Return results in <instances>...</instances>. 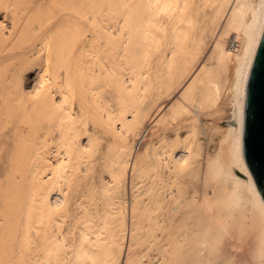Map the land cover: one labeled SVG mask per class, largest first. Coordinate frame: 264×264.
Listing matches in <instances>:
<instances>
[{
	"label": "bare ground",
	"instance_id": "bare-ground-1",
	"mask_svg": "<svg viewBox=\"0 0 264 264\" xmlns=\"http://www.w3.org/2000/svg\"><path fill=\"white\" fill-rule=\"evenodd\" d=\"M207 5L212 15L196 28ZM0 16L11 26L5 34L0 22V264H264V202L241 149L264 0H0ZM208 40L215 64L194 67ZM153 51L157 68L176 69L159 86L178 89L173 111L185 103L198 116L227 92L232 119L214 156L192 149L191 125L185 137L146 146L128 173L124 133L136 136L154 111L143 106L128 124L124 111L144 98ZM113 115L125 131L109 127ZM97 119L123 147L101 169L86 130Z\"/></svg>",
	"mask_w": 264,
	"mask_h": 264
},
{
	"label": "rangeland",
	"instance_id": "rangeland-1",
	"mask_svg": "<svg viewBox=\"0 0 264 264\" xmlns=\"http://www.w3.org/2000/svg\"><path fill=\"white\" fill-rule=\"evenodd\" d=\"M204 2H199L200 4ZM206 2V1H205ZM197 7L195 6V9ZM212 15L211 8L207 5L206 7L197 8V14H196V23L195 27L197 28L198 25L203 22L204 20H209ZM223 19V18H222ZM0 22L4 25V33L7 34V32L10 29V21L9 19H2V16H0ZM194 27V29H195ZM197 30V29H196ZM230 41V40H228ZM235 42V40H234ZM236 43H233V45ZM212 46V40H208L207 46L204 48L203 53L198 57V61H195L194 67L199 65L201 61H205L206 65H214L213 60H206V58L209 56L210 50ZM231 50L237 48H231ZM158 53L154 52L148 57V61L151 62V70L147 72L146 76L151 75L153 77L151 78V81H149V87L142 91L144 94V98L142 97L140 101L134 105V107H126L124 111V122L126 124L132 122L133 116L136 112L140 111L141 108L144 106L152 105L150 108V114L152 111H154L153 115L147 120L149 113L147 114V117L145 116V129H142L136 136H131V130L124 133L125 142L127 146H132V157L128 162L127 165V171L130 173V171L133 168L134 163L137 160V157H141L143 154L145 147L148 145H154L157 146V141L160 137H163L166 141L173 140L176 136L182 138L190 134L191 131V125H194L196 129V136L193 140H191V146L193 150H196V146H199L202 150V156L204 153H208L211 156H214L217 153L218 147L220 143L222 142L223 138L226 135L227 128L229 127V122L232 119V103L230 99L229 93H224L222 95L221 100L218 102L217 106L213 108H209L206 111H203L200 113V115H195L191 111V107L188 104L184 105L186 106L185 113L184 112H177L174 110V106L178 103H181V99L178 98V89L170 88L168 90H164V88L159 87L161 82L167 83V79L171 75H175V67L172 66V73H170V69L166 68H157V63L159 64V60L157 58ZM185 57V56H184ZM183 57V58H184ZM183 59L180 58L178 61L179 65L183 63ZM234 65L231 64L228 67V78L232 75ZM142 74L146 72H141ZM157 76V77H155ZM125 78L128 79V76L125 75ZM39 85V78L36 76V74H30L28 78L25 81V90L28 92H31L34 94L38 88ZM74 111H78V105H73ZM188 111V112H187ZM100 114L103 116L106 114L105 111L100 112ZM140 116V115H138ZM196 116V117H195ZM113 121L112 124H110L109 127H112L113 132L118 131H125V128H121V120H118V117L116 118L115 115L112 116ZM193 117V123L190 120ZM103 119V118H102ZM144 124V123H143ZM150 127H152L150 129ZM163 127V128H162ZM158 129V130H157ZM86 130L90 136L93 137V143L98 145L99 150L95 153V158L98 159L100 168L101 162L109 161L113 164L117 163L118 157L120 156L121 152L123 151V147L119 145V141H116L112 135L111 132H108L106 130V127L104 126L102 120L97 119L93 121H89L86 125ZM155 133L151 136V133ZM140 136V137H139ZM86 136L82 137V143H87ZM175 160L181 162L184 161L185 164L192 163L191 159L192 156H188L186 152H176L174 154ZM202 158V157H201ZM197 158L196 159H201ZM54 161V158L51 159ZM170 167H172V164H169ZM98 169V172H99ZM98 172L94 174V176H97V180L101 178L102 175L98 176ZM80 175H84V172H81ZM103 177H105V180H108V174L104 173ZM186 178V176H185ZM128 185V184H127ZM128 187V186H127ZM85 192V191H84ZM88 204H94V200H89L86 204L83 205L82 210L89 207ZM103 203L99 202L96 203L97 207H100ZM92 215L94 214L93 210L90 212ZM70 214V213H69ZM89 214V212H87ZM94 216L89 218V225L90 223H93ZM73 218L74 215L72 213L70 214L69 219H67V223L63 224L62 233H65L66 228H70L73 224ZM79 228L78 225L75 226L72 233H68V235L74 237H78Z\"/></svg>",
	"mask_w": 264,
	"mask_h": 264
},
{
	"label": "water",
	"instance_id": "water-1",
	"mask_svg": "<svg viewBox=\"0 0 264 264\" xmlns=\"http://www.w3.org/2000/svg\"><path fill=\"white\" fill-rule=\"evenodd\" d=\"M241 149L256 191L264 202V24L248 74Z\"/></svg>",
	"mask_w": 264,
	"mask_h": 264
}]
</instances>
